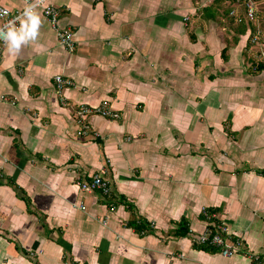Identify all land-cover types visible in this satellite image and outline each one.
I'll return each instance as SVG.
<instances>
[{
  "label": "crops",
  "instance_id": "0c3cea01",
  "mask_svg": "<svg viewBox=\"0 0 264 264\" xmlns=\"http://www.w3.org/2000/svg\"><path fill=\"white\" fill-rule=\"evenodd\" d=\"M48 2L74 48L37 9L38 39L0 61V264H257L193 240L214 209L264 255V0L257 25L231 0ZM58 74L75 85L58 94ZM102 101L120 117L80 135ZM96 174L109 196L78 184Z\"/></svg>",
  "mask_w": 264,
  "mask_h": 264
},
{
  "label": "built area",
  "instance_id": "2783aa9c",
  "mask_svg": "<svg viewBox=\"0 0 264 264\" xmlns=\"http://www.w3.org/2000/svg\"><path fill=\"white\" fill-rule=\"evenodd\" d=\"M25 1V0H24ZM235 7L231 8L229 15L234 18L237 22H248L252 24L258 23V9L256 0H232ZM237 7V8H236ZM24 9V8H23ZM23 9L11 11L5 6H0V29H3L4 25L14 18L20 16ZM37 9H41L44 16L50 21L52 26L57 30V38L59 42L67 49L72 50L74 48V33L71 28L59 29L58 21L60 16V10L53 4L49 3L48 0H43L38 5ZM5 13H7L5 15ZM187 19V18H186ZM250 41L254 45L260 46L256 51L253 52V58L255 60L252 64L256 70L260 63L264 64V34L261 29L256 26L255 31L250 34ZM5 42L0 38V61L3 57L5 50ZM56 90L58 94H61L65 87L74 86V81L69 77L62 74L55 76ZM5 96H2L3 99ZM90 114H99L106 118L117 119L120 114L110 107L108 101H102L97 105L83 104L77 109V122L79 124V134L87 135L91 131V123L88 120ZM81 189L84 191H100L103 195L109 196L111 192L110 181L105 177L96 174L90 181L78 182ZM84 208V207H83ZM115 205L111 206L114 209ZM204 216L206 218V225L198 236L194 237V242L200 245H212L217 247L219 252L224 256H231L241 250L242 254L250 257L257 264H264V255L259 253H250L246 250H242V241L240 237H234L232 233L222 222L218 213L214 209L204 208Z\"/></svg>",
  "mask_w": 264,
  "mask_h": 264
},
{
  "label": "clouds",
  "instance_id": "9594fccd",
  "mask_svg": "<svg viewBox=\"0 0 264 264\" xmlns=\"http://www.w3.org/2000/svg\"><path fill=\"white\" fill-rule=\"evenodd\" d=\"M42 2L43 0H25L20 16L8 21L0 29V38L4 40L10 55L19 56L25 46L38 39L42 20L37 8Z\"/></svg>",
  "mask_w": 264,
  "mask_h": 264
},
{
  "label": "trees",
  "instance_id": "16d2710c",
  "mask_svg": "<svg viewBox=\"0 0 264 264\" xmlns=\"http://www.w3.org/2000/svg\"><path fill=\"white\" fill-rule=\"evenodd\" d=\"M232 1V0H231ZM233 2V1H232ZM207 9V8H206ZM254 62H255V60H254ZM254 62H253V64H254ZM251 67L253 68V66L251 65ZM256 70H263L264 71V64L263 63H260L259 64V67L256 69ZM212 210V209H211ZM207 246V245H206ZM208 246H210L211 248H213V249H217V247H215V246H212V245H208ZM218 250V249H217Z\"/></svg>",
  "mask_w": 264,
  "mask_h": 264
},
{
  "label": "rangeland",
  "instance_id": "374dc122",
  "mask_svg": "<svg viewBox=\"0 0 264 264\" xmlns=\"http://www.w3.org/2000/svg\"><path fill=\"white\" fill-rule=\"evenodd\" d=\"M235 21H236V20H235ZM237 23H239V22H237ZM240 23H242V22H240ZM252 64H253V63H252ZM225 129H226V132L229 130V129H228V125H226V128H225Z\"/></svg>",
  "mask_w": 264,
  "mask_h": 264
}]
</instances>
